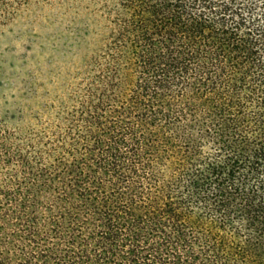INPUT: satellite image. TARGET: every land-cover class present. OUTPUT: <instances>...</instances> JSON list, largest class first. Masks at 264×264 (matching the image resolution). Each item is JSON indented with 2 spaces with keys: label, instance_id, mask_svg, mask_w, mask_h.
<instances>
[{
  "label": "trees",
  "instance_id": "1",
  "mask_svg": "<svg viewBox=\"0 0 264 264\" xmlns=\"http://www.w3.org/2000/svg\"><path fill=\"white\" fill-rule=\"evenodd\" d=\"M82 1L63 93L0 116V264H264V0Z\"/></svg>",
  "mask_w": 264,
  "mask_h": 264
},
{
  "label": "rangeland",
  "instance_id": "2",
  "mask_svg": "<svg viewBox=\"0 0 264 264\" xmlns=\"http://www.w3.org/2000/svg\"><path fill=\"white\" fill-rule=\"evenodd\" d=\"M94 12L82 0H0V116L63 93L103 35Z\"/></svg>",
  "mask_w": 264,
  "mask_h": 264
}]
</instances>
